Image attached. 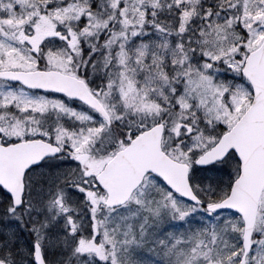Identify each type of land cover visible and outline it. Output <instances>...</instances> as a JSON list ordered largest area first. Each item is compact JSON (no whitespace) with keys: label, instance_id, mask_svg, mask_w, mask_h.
Segmentation results:
<instances>
[{"label":"snow or ice","instance_id":"obj_1","mask_svg":"<svg viewBox=\"0 0 264 264\" xmlns=\"http://www.w3.org/2000/svg\"><path fill=\"white\" fill-rule=\"evenodd\" d=\"M0 264H264V0H0Z\"/></svg>","mask_w":264,"mask_h":264}]
</instances>
